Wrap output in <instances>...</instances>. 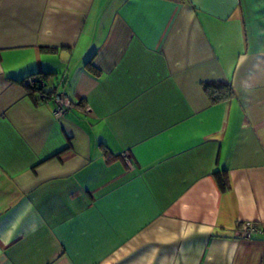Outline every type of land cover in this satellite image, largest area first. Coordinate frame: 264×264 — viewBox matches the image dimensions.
Returning <instances> with one entry per match:
<instances>
[{
  "label": "crops",
  "instance_id": "0c3cea01",
  "mask_svg": "<svg viewBox=\"0 0 264 264\" xmlns=\"http://www.w3.org/2000/svg\"><path fill=\"white\" fill-rule=\"evenodd\" d=\"M0 264H264V0H0Z\"/></svg>",
  "mask_w": 264,
  "mask_h": 264
},
{
  "label": "trees",
  "instance_id": "16d2710c",
  "mask_svg": "<svg viewBox=\"0 0 264 264\" xmlns=\"http://www.w3.org/2000/svg\"><path fill=\"white\" fill-rule=\"evenodd\" d=\"M52 76L53 75L49 73H40L31 75L23 81V84L27 89V95L33 102L44 104L52 102V99L56 94L55 90H45L46 83ZM202 89L212 103L230 99L233 95L232 86L227 81L203 83ZM213 178L221 192H226L230 189L229 179L225 171L214 172Z\"/></svg>",
  "mask_w": 264,
  "mask_h": 264
},
{
  "label": "built area",
  "instance_id": "2783aa9c",
  "mask_svg": "<svg viewBox=\"0 0 264 264\" xmlns=\"http://www.w3.org/2000/svg\"><path fill=\"white\" fill-rule=\"evenodd\" d=\"M52 104L54 106L53 115L56 118L64 116L67 111L71 108V103L68 97L60 94H55L52 99ZM122 160L127 165H131L128 153H123L121 155ZM256 232V228L253 223H243L235 230V237L238 239H245L251 237L253 233Z\"/></svg>",
  "mask_w": 264,
  "mask_h": 264
}]
</instances>
